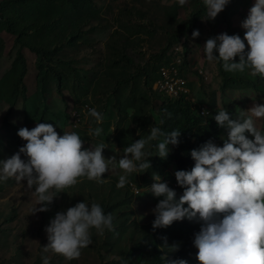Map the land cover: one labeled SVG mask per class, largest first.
Masks as SVG:
<instances>
[{
  "label": "rangeland",
  "instance_id": "1",
  "mask_svg": "<svg viewBox=\"0 0 264 264\" xmlns=\"http://www.w3.org/2000/svg\"><path fill=\"white\" fill-rule=\"evenodd\" d=\"M252 3L230 0L214 19L207 20L203 0H188L184 5L178 0H87L76 14L65 8L70 18L57 19L53 25L51 19H37L38 30L27 32L25 28L28 42L56 51L47 52L50 58H37L36 53L22 48L25 69L21 78L22 66L13 62L18 44L0 22V143L11 155L15 153V135L6 127V120L29 129L47 121L60 135L77 132L84 140L82 147L104 143L105 158L117 157L103 183L79 177L63 192L53 190L58 196L49 209L35 214L31 213L37 203L32 190L14 178L0 182V264H42L45 226L57 211L82 200L99 203L112 213L114 230L101 234L91 229V244L70 261L49 250L45 255L50 264H130L131 251L146 233L144 226L154 219L152 209L159 199L148 191L152 175H160L176 189L177 196L182 189L173 174L177 167L168 156H155L154 147L149 148L153 154L148 157L150 168L129 174L128 183L117 187L123 174L118 166L123 148L146 136L150 126H159L158 109L168 99L155 91L154 83L163 68H169L172 75L176 70L197 114L202 106L208 110L204 118L214 116L220 107L235 117L238 111L250 108L253 100L264 102V77L252 75L248 69L227 72L220 68L221 62L209 63L201 48L207 38L221 32L243 38L241 21ZM33 5L21 13H37L43 18L42 14L62 12L59 3L34 0ZM14 20L17 27L30 22ZM70 29L75 34L72 44L65 36ZM193 29L199 30L198 37L191 36ZM91 107L103 114L99 125L88 114ZM255 121L264 130V117ZM96 126L102 128L99 136L89 132ZM11 155L0 149V159ZM131 184L140 194L132 191ZM199 227V222L184 219L157 228L158 246L169 254L170 248H161L165 240L180 246Z\"/></svg>",
  "mask_w": 264,
  "mask_h": 264
},
{
  "label": "clouds",
  "instance_id": "2",
  "mask_svg": "<svg viewBox=\"0 0 264 264\" xmlns=\"http://www.w3.org/2000/svg\"><path fill=\"white\" fill-rule=\"evenodd\" d=\"M187 2L178 0L180 5ZM229 2L203 0L205 19H214ZM241 27L243 38L226 32L207 38L201 47L202 54L209 63L221 62L227 72L248 69L252 75L264 77V0H253ZM199 35V30L193 29L191 36ZM88 114L97 125L103 120V114L95 107L89 108ZM201 115L209 113L204 110ZM260 117H264V102L253 100L250 108L238 111L235 117L220 107L213 119L226 130V136L221 137L222 145L209 138L190 150L192 167L173 173L182 189L179 196L160 175H152L148 191L159 198L152 209V229L184 219L199 222L193 239L199 264H264V130L255 121ZM89 132L99 136L102 128L90 127ZM17 135L26 142L11 156L0 159V182L14 178L32 190L37 200L33 214L47 211L58 196L53 190L59 194L75 185L79 177L103 183L110 164L117 161L116 156L105 158L102 154L104 143L82 147L84 140L77 132L60 135L53 123L47 121L37 122L31 129L20 127ZM180 135L181 130L176 128L165 131L150 126L146 136L123 148L118 159L123 174L116 186L124 187L129 174L150 168L148 157L153 156L150 147L156 149L155 156L166 159L170 145L179 144ZM113 219L112 213L105 212L99 203L85 200L57 211L44 228L47 244L41 246L42 264H50L45 255L49 250L69 261L78 258L81 250L92 242L91 229L101 234L113 231ZM178 247L166 240L161 245L171 251ZM162 264L188 262L168 257L165 252Z\"/></svg>",
  "mask_w": 264,
  "mask_h": 264
},
{
  "label": "trees",
  "instance_id": "3",
  "mask_svg": "<svg viewBox=\"0 0 264 264\" xmlns=\"http://www.w3.org/2000/svg\"><path fill=\"white\" fill-rule=\"evenodd\" d=\"M34 0H0V22L3 24V30L14 35V43L18 44V48L15 53L13 62L18 61L22 66L20 72V78L24 75L25 69V58L22 52V48H28L30 51L36 53L37 58L44 56V58H50L46 56L47 52L51 54L56 51L55 48H43L39 49L35 43L28 42L30 39L26 38V27L28 30H38L36 25L37 19H51L50 25L55 24L57 19L70 18V14H66L65 8L71 9V14L79 12L81 7L87 4V0H44L48 4H57L61 6V13L56 14H42L41 18L37 13H29L27 15L22 14L21 11L24 8L35 7L33 5ZM14 19H30L28 25H21L17 27ZM29 34V33H28ZM34 34V32H33ZM70 29L69 34L65 35L69 44L73 43L75 34H72ZM26 38V39H24ZM14 64V63H13ZM220 68L222 66L220 65ZM40 73H38L39 76ZM60 85L62 78L59 77ZM167 98V97H166ZM168 100L164 102L158 109L160 115L159 127L165 131L173 128L181 130L179 137V144L171 146V151L168 155L169 159L175 164L177 170L179 169H190L193 165L189 152L191 149L198 147L201 143L205 142L209 138H212L217 144L221 143V137L224 129L217 126L215 120L212 117L204 118L197 114V110L193 108L189 101L184 99L180 100ZM6 127L10 129L15 135L16 151L22 146L25 141L17 135L19 129L14 123L5 121ZM0 149L3 154L11 155L9 150L0 143ZM22 158H25L21 154ZM146 233L141 238L139 243L132 249L130 255V264H162V258L165 252H163L157 243L158 230L152 229V224L144 226ZM194 233L189 234L185 240L180 244L178 250L172 251L167 254L171 258H183L187 260L188 264H199L196 259L197 249L193 245Z\"/></svg>",
  "mask_w": 264,
  "mask_h": 264
},
{
  "label": "built area",
  "instance_id": "4",
  "mask_svg": "<svg viewBox=\"0 0 264 264\" xmlns=\"http://www.w3.org/2000/svg\"><path fill=\"white\" fill-rule=\"evenodd\" d=\"M184 82L177 76V72L175 70L174 74L172 75L169 68H163L161 71V77L154 83V89L159 94L169 98L170 100L176 101L180 99H184L189 101V91L185 89L183 86ZM200 114L203 113L204 110H207L206 107H200ZM208 112V110H207ZM204 116V115H201ZM132 191L136 194H140L138 188L134 187L131 184Z\"/></svg>",
  "mask_w": 264,
  "mask_h": 264
}]
</instances>
